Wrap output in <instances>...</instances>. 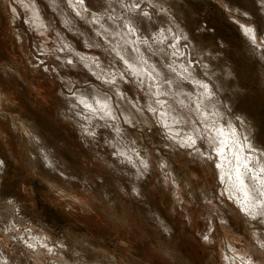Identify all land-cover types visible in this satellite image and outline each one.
Instances as JSON below:
<instances>
[{
    "label": "rangeland",
    "instance_id": "374dc122",
    "mask_svg": "<svg viewBox=\"0 0 264 264\" xmlns=\"http://www.w3.org/2000/svg\"><path fill=\"white\" fill-rule=\"evenodd\" d=\"M35 1L0 0V264H264V221L242 213L227 190L214 147L200 138L201 120L192 116L193 128L159 118L164 104L176 100L149 95L143 81L123 67L114 40L97 31L105 23L128 27L135 45L167 69L164 87L178 78L181 61L191 77L207 79L209 100L225 114L221 124L231 123L240 141L247 135L257 148L247 155L263 157L264 0H81L86 3L80 13L64 0ZM25 2L38 4L46 29L33 25ZM246 26L254 40L245 35ZM157 46L161 57L153 51ZM76 51L93 61L78 59ZM176 81L175 88L184 85L194 93L186 78ZM81 91L88 97L101 93L117 119L86 108L76 97ZM124 100L136 112L133 124L121 113ZM259 160L249 173L264 203V159Z\"/></svg>",
    "mask_w": 264,
    "mask_h": 264
},
{
    "label": "bare ground",
    "instance_id": "6f19581e",
    "mask_svg": "<svg viewBox=\"0 0 264 264\" xmlns=\"http://www.w3.org/2000/svg\"><path fill=\"white\" fill-rule=\"evenodd\" d=\"M23 1V0H22ZM30 1V0H29ZM33 1V0H32ZM35 1V0H34ZM37 1V0H36ZM35 1V2H36ZM59 1H61V0H59ZM58 1V2H59ZM64 1H66L67 2V4L71 7V9H73L76 13H80L81 11H82V9H81V7H83V5H84V3H86L85 1H84V3H82V1L81 0H64ZM78 2V5H74V3H77ZM90 1V0H89ZM88 1V2H89ZM94 1V0H93ZM108 1V0H107ZM117 1V0H116ZM125 1V0H124ZM128 1V0H127ZM131 1V0H130ZM133 1V0H132ZM147 1V0H146ZM47 2V1H46ZM87 2V3H88ZM98 2V1H97ZM104 2V1H103ZM102 2V3H103ZM110 2H111V0H110ZM114 2V1H113ZM120 2V1H119ZM136 3H137V1H135ZM37 3H39V2H37ZM48 3V2H47ZM50 3V2H49ZM90 3H93L92 1L90 2ZM101 3V4H102ZM108 3V2H107ZM118 3V2H117ZM133 3V2H132ZM162 3V2H161ZM169 3V2H168ZM58 4V3H57ZM95 4H96V2H95ZM109 4V3H108ZM116 4V3H115ZM122 4V3H121ZM138 4V3H137ZM38 5V4H37ZM35 3H28V2H25V4H23V6L28 10V14H29V16H31L32 17V22H33V25L35 26V27H37V28H39L40 30L41 29H43L44 27H45V29H46V26H44L45 25V20H43V17H42V13L40 12L41 11V8L39 7V6H37ZM41 5V4H40ZM50 5H51V3H50ZM63 5H65V4H63ZM86 5V4H85ZM90 5V4H89ZM88 5V6H89ZM92 5V4H91ZM90 5V7L92 8V6ZM98 5V4H97ZM97 5L95 6L94 5V8L96 7L97 8ZM109 5H111V4H109ZM112 5H113V3H112ZM111 5V6H112ZM119 5V4H118ZM124 5V4H123ZM132 5V4H131ZM130 5V6H131ZM139 5V4H138ZM151 5V4H150ZM158 5V4H157ZM18 6H20V5H18ZM42 6V5H41ZM44 6V5H43ZM103 6V5H102ZM133 6V5H132ZM134 6H135V4H134ZM162 6H163V4H162ZM166 6V5H165ZM87 7V6H86ZM98 7H100L99 5H98ZM112 7H114V6H112ZM111 7V8H112ZM127 7H128V5H127ZM157 7H159V6H157ZM48 8H49V6H48ZM52 8V7H51ZM65 8V7H64ZM103 8H106V7H103ZM109 8V7H108ZM126 8V7H125ZM128 8H130V7H128ZM134 8V7H133ZM42 9H43V7H42ZM45 9V8H44ZM84 9V8H83ZM135 9V8H134ZM133 9V10H134ZM154 9V8H153ZM25 10V9H24ZM66 10V9H65ZM90 10V9H89ZM88 10V11H89ZM113 10V9H112ZM115 10V9H114ZM139 10V9H138ZM137 10V11H138ZM152 10V9H151ZM91 12L93 11V12H96L97 11V13H98V9L96 10V11H94L93 9L92 10H90ZM127 10H125V12H126ZM129 11V10H128ZM132 11V10H131ZM136 11V12H137ZM146 11V10H145ZM159 11V10H158ZM15 12V11H14ZM18 12V11H17ZM43 12H44V10H43ZM55 12V11H54ZM92 12V13H93ZM100 12V11H99ZM106 12V11H105ZM115 12V11H114ZM121 12V11H120ZM142 12H144V11H142ZM166 12V11H165ZM26 13V12H25ZM63 13V12H62ZM69 13H70V11H69ZM87 13V12H86ZM108 13V12H107ZM123 13V12H122ZM145 13V12H144ZM148 13H149V10H148ZM151 13H152V11H151ZM150 13V14H151ZM24 14V13H23ZM124 14V13H123ZM155 14V13H154ZM63 15H64V13H63ZM66 15V14H65ZM85 15V14H84ZM109 15V14H108ZM120 15V14H119ZM126 15V14H125ZM130 15V14H129ZM133 15H135V14H133ZM137 15V14H136ZM139 15V14H138ZM152 15V14H151ZM151 15H150V17H151ZM17 16V15H16ZM70 16H71V13H70ZM88 16V15H87ZM99 16V15H98ZM111 16V15H110ZM121 16V15H120ZM142 16V15H141ZM155 16V15H154ZM26 17V16H25ZM66 17H68V16H66ZM79 17V16H78ZM96 17V16H95ZM115 17V16H114ZM126 17V16H125ZM133 17H135V16H132V18ZM46 18V17H45ZM44 18V19H45ZM69 18V17H68ZM72 18V17H71ZM76 18V17H75ZM136 18H137V16H136ZM146 18V17H145ZM157 18V17H156ZM159 18H162L161 16L160 17H158V19ZM19 19H21V18H19ZM64 19V18H63ZM83 19V18H82ZM104 19H105V17H104ZM107 19V18H106ZM170 19V18H169ZM28 20V19H27ZM69 20V19H68ZM74 20V19H73ZM103 20V19H102ZM110 20V19H109ZM115 20H116V18H115ZM122 20V19H121ZM143 20V19H142ZM147 20V19H146ZM159 20H161V19H159ZM31 21V20H30ZM29 21V22H30ZM60 21V20H59ZM66 21V20H65ZM72 21V20H71ZM70 21V22H71ZM104 21V20H103ZM134 21V20H133ZM139 21V20H138ZM150 21H152V19L150 20ZM156 21H158V20H156ZM170 21V20H169ZM15 22V21H14ZM13 22V23H14ZM28 22V21H27ZM44 22V23H43ZM97 22V21H96ZM114 22V21H113ZM128 22V21H127ZM140 22H141V20H140ZM149 22V21H148ZM147 22V23H148ZM65 23H67V22H65ZM90 23V22H89ZM104 23V22H103ZM136 23V22H135ZM134 23V24H135ZM143 22H141V24H142ZM159 23V22H158ZM170 23V22H169ZM172 23V22H171ZM50 24V23H49ZM63 24V23H62ZM125 24V23H124ZM141 24H139V25H141ZM144 24V23H143ZM30 25V24H29ZM70 25H72V24H70ZM101 25V24H100ZM118 25V24H117ZM153 25V24H152ZM151 25V26H152ZM51 26V25H50ZM87 26H88V24H87ZM91 26H92V24H91ZM120 26V25H119ZM119 26H116V25H114V23H112V24H109V23H105V24H103V25H101V26H97L98 27V29H97V31H98V33L103 37V38H105V39H112V40H114V42H115V47H114V52H115V54H117L120 58H121V60L123 61V63L125 64V66H123V67H127V69L129 70V73L131 74V76H133V77H135V78H137V79H139V80H141V81H143V83L146 85V87H147V89H148V92H149V95H152V96H155L156 98H158V96L159 95H161V94H165L166 96H169L170 98H173V99H175L176 100V102L174 103V102H170V103H168V105L166 106V104H164V109H163V111H161V112H159V118H163V119H170V122H172V123H177V125H178V123H180L181 124V126H188V125H191L193 128H195V127H197L196 126V124L195 123H193V122H195L194 121V119H193V117L192 116H194V115H196L197 117H198V119L199 120H201V123H202V125H203V127H201L202 128V132L198 129H196V132L198 131V132H201V137L199 136V135H196V136H199L201 139L203 138L204 139V142L206 141V143H208V147H214L213 148V153H214V155L217 157H215L216 159H217V169H218V175L223 179V177L225 176L226 178H227V183H228V186H226V182H225V186H226V188H228L227 190H229L234 196H236V201H237V204L239 205V207H240V209L242 210V213L243 212H245L246 213V215H247V213L248 214H251V216H256V215H258V216H260V219L261 220H263L264 221V203H263V201H261L262 199H260L259 197H257L256 196V194L254 193V187H252L251 186V181H253V180H255L254 179V177H256V176H254V177H251V178H253V180H250V173L252 172V171H254V169L255 170H257L255 167H253V165L255 164V161L256 160H259V159H261L262 161H263V159H264V156L263 157H261V156H257V154L255 155L253 152H251V154L250 155H247V151L248 150H251V147H252V149L254 148V150H256L257 148H255L256 146H252L250 143H249V140H248V138H247V135H244V137H246V139H247V141L245 140V142H243V141H240L239 140V138H238V134H237V132H236V130L234 129V127H233V125H231V123H230V125L229 126H227V128H225V126H223V123L221 124V122L219 121L220 120V118H221V116L223 115H221V113L218 111V106L216 105V103L215 102H213V101H211V100H209V98H212L211 97V91H210V89L209 88H211V87H207V85L205 86L204 84H203V82H206V81H208L207 79H206V81H205V79H204V81L202 82V79H201V81L200 80H198V78H193V76L191 77L190 75H191V68L190 69H183V67L185 66H182L183 64H182V62L183 61H181V63L178 65V71H177V77L179 78V77H184V78H186L187 79V81L192 85V87H193V92L194 93H191V91H190V89H189V91H190V93H191V95L190 94H188V92L186 93V89L188 90V88H186L185 90H184V85H183V87L181 86V87H179L178 85H176V88H175V84L178 82V81H176L177 79H176V77H175V75L174 76H172V77H174V80L173 81H171V82H169V84L167 85V87H164L162 84H161V81H162V79L163 78H165L164 76L166 75V68H164V69H166V70H164V69H161V67L158 65V64H156L155 63V60H154V57L152 56V54H147V53H145L144 52V47L142 48V47H139V46H137V45H139V44H136L135 45V43H134V41H133V39H132V36L133 35H131V33L132 32H126L125 30H127V28L124 30V29H122V28H120ZM143 26V25H142ZM145 26V25H144ZM143 26V28H145ZM161 26V28H163L162 27V25H160ZM171 26H172V24H171ZM72 27H73V25H72ZM77 27V26H76ZM136 27V26H135ZM148 27V26H147ZM159 27V26H158ZM157 27V28H158ZM247 27L248 26H246V30H245V35L246 36H249V37H251L252 35H254V34H252L253 33V29L251 30V32H249L248 31V29H247ZM52 28V27H51ZM92 28V27H91ZM151 28V27H150ZM154 28V27H153ZM160 28V27H159ZM168 28V27H167ZM179 28V27H178ZM181 28V27H180ZM243 28V27H242ZM79 29V28H78ZM88 29V28H87ZM138 29H141V28H139V26H138V28H137V30ZM146 29V28H145ZM144 29V30H145ZM152 29V28H151ZM165 29V28H164ZM176 29V28H175ZM244 29H245V26H244ZM243 29V30H244ZM52 30V29H51ZM69 30H70V28H69ZM128 30H130V29H128ZM134 30V29H133ZM155 30V29H154ZM167 30V29H166ZM172 29H170V31H171ZM60 31V30H59ZM139 31V30H138ZM150 31H153V30H150ZM149 31V32H150ZM75 32V31H74ZM83 32V31H82ZM141 33H142V31H140ZM144 32V31H143ZM161 32V31H160ZM163 32H164V30H163ZM86 33V32H85ZM94 33V32H93ZM247 33V34H246ZM248 33H251V34H248ZM92 34V33H91ZM133 34H135L134 32H133ZM170 34V33H169ZM185 34V33H184ZM183 34V35H184ZM97 35V34H96ZM144 35H145V33H144ZM163 35H164V33H163ZM64 35H62V37H63ZM87 36H88V34H87ZM135 36H136V34H135ZM146 36V35H145ZM34 37V36H33ZM36 37V36H35ZM34 37V38H35ZM44 37V36H43ZM47 37V36H46ZM179 37V36H178ZM187 37V36H186ZM45 38V37H44ZM65 38V37H64ZM70 38V37H69ZM136 38V37H135ZM154 38V37H153ZM175 38V37H174ZM174 38L172 39V40H174ZM252 39H253V36L251 37ZM50 39V38H49ZM145 39H146V37H145ZM177 39V38H176ZM179 39H180V37H179ZM178 39V40H179ZM182 39H184L185 40V38H182ZM250 39V38H249ZM92 40V39H91ZM98 40V39H97ZM135 40V39H134ZM139 40V39H138ZM141 40V39H140ZM178 40H176L175 42L177 43V41ZM181 40V39H180ZM188 40V39H187ZM254 40V39H253ZM37 41H39V40H37ZM51 41H52V39H51ZM66 41H67V39H66ZM69 41V40H68ZM89 42H90V39L88 40ZM136 41H137V39H136ZM166 41V40H165ZM252 41V40H251ZM53 42V41H52ZM96 42V41H95ZM174 42V43H175ZM179 42V41H178ZM182 42V41H181ZM254 42V41H253ZM256 42V41H255ZM254 42V43H255ZM36 43V42H35ZM58 43V42H57ZM78 43V42H77ZM108 43H109V41H108ZM138 43V42H137ZM167 43V42H166ZM37 44V43H36ZM65 44V43H64ZM70 44L72 45V43L70 42ZM96 44V43H95ZM105 44V43H104ZM43 45H45V44H43ZM42 45V46H43ZM97 45V44H96ZM103 45V44H102ZM101 45V46H102ZM146 45V44H145ZM157 45H158V43H157ZM41 46V45H40ZM89 46H91V45H89ZM143 46V45H142ZM169 46V45H168ZM172 46V45H171ZM146 47V46H145ZM160 47H162V45L160 46ZM177 47H178V45H177ZM58 48H59V46H58ZM157 48L158 49H155V50H153V51H155V53H158L159 54V56H160V53L159 52H162V50H161V48H159V46H157ZM57 49V48H56ZM74 49V48H73ZM99 49V48H98ZM50 50V49H49ZM145 50H146V48H145ZM52 51V50H51ZM62 51V50H61ZM152 51V52H153ZM173 51V50H172ZM180 51V50H179ZM191 51V50H190ZM39 52V51H38ZM72 52V51H71ZM106 52V51H105ZM149 52V51H148ZM167 52V51H166ZM178 52V51H177ZM183 52V51H182ZM70 53V52H69ZM83 53H85V52H83ZM83 53H78V51H76L75 52V55H76V57L78 58V59H81L82 61L84 60L85 62H91V61H93V56L91 57V56H89V55H87V54H83ZM87 53V52H86ZM55 54H57L56 52H55ZM68 54V53H67ZM88 54H90V53H88ZM92 54V53H91ZM94 54V53H93ZM189 54V53H188ZM63 55H65V54H63ZM98 55V54H97ZM100 55V54H99ZM98 55V56H99ZM154 55V54H153ZM168 55V54H167ZM176 56H177V54H175ZM55 56V55H54ZM116 56V55H115ZM173 56V55H172ZM180 56V55H179ZM185 56V55H184ZM60 57H62V56H60ZM68 57V56H67ZM111 57V56H110ZM161 57V56H160ZM181 57V56H180ZM63 59H64V57H62ZM96 58H98V57H96ZM188 58V57H187ZM60 59V58H59ZM99 59V58H98ZM113 59V58H112ZM157 60L159 59V58H156ZM162 59V58H161ZM160 59V60H161ZM177 59V58H176ZM45 60V59H44ZM103 60V59H102ZM101 60V61H102ZM120 60V59H119ZM181 60H183V59H181ZM166 60H164V62H165ZM173 61V60H172ZM185 61V60H184ZM100 62V61H99ZM163 62V63H164ZM93 63V62H92ZM158 63V62H157ZM169 63V62H168ZM36 64V63H35ZM47 64V63H46ZM75 64V63H74ZM104 64V63H103ZM161 64V63H160ZM95 65V64H94ZM107 65V64H106ZM165 65H166V63H165ZM168 65V64H167ZM90 66H92V65H90ZM163 66V65H162ZM175 66V65H174ZM195 66V65H194ZM85 67H86V65H85ZM95 67V66H94ZM110 67V66H109ZM117 67V66H116ZM168 67V66H167ZM170 67V66H169ZM78 68V67H77ZM173 68V67H172ZM195 68V67H194ZM194 68H192V70L194 69ZM201 68H203L202 66H201ZM38 69V68H37ZM90 68H88V70H89ZM98 69V68H97ZM103 68H101V70H102ZM169 69V68H168ZM175 69V68H174ZM205 69V68H204ZM66 70V69H65ZM76 70H78V69H76ZM195 70H198L197 69V67L195 68ZM201 70V69H200ZM119 71V70H118ZM172 71V70H171ZM174 71V70H173ZM45 72V71H44ZM103 72H104V70H103ZM175 72V71H174ZM194 72V71H193ZM49 73V72H48ZM58 73V72H57ZM94 73V72H93ZM112 73V72H111ZM114 73H115V71H114ZM120 73V72H119ZM126 73V72H125ZM197 73V72H196ZM196 73H194V74H196ZM202 73V72H201ZM60 74V73H59ZM86 74V73H85ZM98 74H99V72H98ZM167 74L169 75V73L167 72ZM204 74V73H203ZM208 74V73H207ZM207 74H204V77H205V75H207ZM50 75V74H49ZM67 75V74H66ZM75 75H76V73H75ZM113 75V74H112ZM172 75V74H171ZM209 75V74H208ZM77 76V75H76ZM96 76V75H95ZM114 76V75H113ZM115 76H116V74H115ZM121 76V75H120ZM167 76V75H166ZM196 76H198L199 77V75L197 74ZM214 76V75H213ZM61 77V76H60ZM84 77V76H83ZM82 77V78H83ZM86 77V76H85ZM106 77V76H105ZM117 77V76H116ZM124 77V76H123ZM163 77V78H162ZM207 77H209V76H207ZM206 77V78H207ZM76 78V77H75ZM108 78V77H107ZM125 78V77H124ZM130 78V77H129ZM168 78V77H167ZM68 79V78H67ZM73 79V78H72ZM168 79H170V78H168ZM176 79V80H175ZM208 79H211V78H208ZM214 78L212 77V81H214L213 80ZM65 80V79H64ZM106 80V79H105ZM127 80V79H126ZM180 80V79H179ZM216 80V79H215ZM129 81V80H128ZM211 81V80H210ZM81 82V81H80ZM134 82H135V80H134ZM163 82V81H162ZM114 83H115V81H114ZM119 84H120V82H118ZM142 83V82H141ZM215 83V82H214ZM219 83V82H218ZM67 84H68V82H67ZM97 84V83H96ZM207 84V83H206ZM210 84V83H209ZM215 84H217V80H216V83ZM82 85V84H81ZM122 85V84H121ZM133 85V84H132ZM135 85H136V83H135ZM165 85V84H164ZM188 85V84H187ZM89 86H90V84H89ZM99 86V85H98ZM109 86H111V85H109ZM134 86V85H133ZM209 86H211V85H209ZM218 86V85H217ZM219 86H222L221 84L219 85ZM94 87V86H93ZM107 87H108V85H107ZM121 87V86H120ZM145 87V86H144ZM90 88H91V86H90ZM108 88H110V87H108ZM115 88V87H114ZM124 88V87H123ZM190 88V87H189ZM221 88V87H220ZM192 89V88H191ZM217 89V88H216ZM222 89V88H221ZM94 90V89H93ZM115 90H116V88H115ZM119 90V89H118ZM131 90V89H130ZM134 90V89H133ZM140 90V89H139ZM212 90V89H211ZM213 90H215V89H213ZM218 90V89H217ZM216 90V91H217ZM80 91V90H79ZM87 91V90H86ZM120 91V90H119ZM118 91V92H119ZM121 91H122V89H121ZM120 91V92H121ZM124 91V90H123ZM135 91H136V89H135ZM138 91V90H137ZM221 90H219V92H220ZM76 93V92H75ZM112 93V92H111ZM114 93V92H113ZM112 93V94H113ZM124 93H125V91H124ZM136 93V92H135ZM140 93V92H139ZM218 93V92H217ZM101 94V93H100ZM100 94H98V93H96V92H93L92 93V95L91 96H87L85 93H82V91H81V94H80V92H77L76 93V97H77V95H78V99L80 100V102H82L85 106H86V108L88 107V108H90L91 109V111L92 110H94V111H96V110H98V111H100L101 112V114L102 115H105L107 118H109V119H113V120H115V118H116V116H115V111H114V109L112 108V105H111V102H109L108 101V99H106L105 97H103L102 96V94L100 95ZM122 94V93H121ZM215 95V94H214ZM75 96V95H74ZM113 96H115L114 94H113ZM122 96H123V94H122ZM138 96V95H137ZM166 96H165V98H166ZM216 96V95H215ZM61 97V96H60ZM119 97V96H118ZM63 99H66V98H64V97H62ZM107 98H108V96H107ZM112 98V97H111ZM116 98V97H115ZM163 98V97H162ZM217 98H218V96H217ZM76 99V98H75ZM152 99V98H151ZM172 99V100H173ZM216 99V98H215ZM116 100V99H115ZM119 101H120V99H118ZM114 101V102H117L118 104H119V101ZM126 100H128V98L126 99ZM126 100H124V104L121 106V113H122V115H123V117H124V119L126 120V122H131V121H133V119H135L136 120V118L134 117L135 116V114H136V112H135V114H134V111L132 112L131 111V108L129 109L128 107H130V103H128V101H126ZM133 100V99H132ZM153 100V99H152ZM213 100V99H212ZM121 101H122V103H123V98L121 99ZM131 101V100H130ZM215 101H217V100H215ZM69 102V101H68ZM138 102V101H137ZM72 103V102H71ZM117 103H115V105H117ZM133 103V102H132ZM157 103V102H156ZM164 103V102H163ZM220 103V102H219ZM218 103V104H219ZM135 104V103H134ZM223 104V103H222ZM70 105V104H69ZM139 105V104H138ZM160 105V107L163 105L162 103L161 104H159ZM132 106V105H131ZM135 106V105H134ZM166 106V107H165ZM118 107H119V105H118ZM118 107H116L117 108V110H118ZM163 107V106H162ZM161 107V108H162ZM115 108V107H114ZM135 108V107H134ZM150 108V110L152 109L151 108V106L149 107ZM158 108H159V106H158ZM137 109V108H136ZM88 110V109H87ZM149 110V111H150ZM225 111V110H224ZM120 112V111H119ZM138 112V111H137ZM151 112V111H150ZM152 112H153V110H152ZM94 113V112H93ZM223 113V112H222ZM226 113V112H225ZM118 114V113H117ZM140 114V113H139ZM152 114V113H151ZM143 115V114H142ZM225 115V114H224ZM223 115V116H224ZM227 115V114H226ZM98 116V115H97ZM119 116V115H118ZM92 117V116H91ZM96 117V116H95ZM195 117V116H194ZM230 117V116H229ZM225 118V117H224ZM100 119V118H99ZM117 119V118H116ZM139 119H140V117H139ZM167 119V120H168ZM230 119V118H229ZM94 120V119H93ZM105 120V119H104ZM134 120V121H135ZM138 120V119H137ZM143 120V119H142ZM151 120V119H150ZM198 120V121H199ZM97 121V120H96ZM95 121V122H96ZM139 121V120H138ZM155 121V120H154ZM169 121V120H168ZM221 121H222V119H221ZM230 121V120H229ZM91 122V121H90ZM89 122V123H90ZM99 122V121H98ZM97 122V123H98ZM105 122V121H104ZM108 122V121H107ZM106 122V123H107ZM116 122V121H115ZM144 122H147V121H144ZM152 122V121H151ZM222 122H224V121H222ZM231 122V121H230ZM94 122H92V124H93ZM100 123V122H99ZM103 123V122H102ZM109 123V122H108ZM107 123V124H108ZM132 123V122H131ZM135 123V122H134ZM91 124V125H92ZM101 124V123H100ZM112 124V123H111ZM115 124V123H114ZM117 125H118V123H116ZM133 124V123H132ZM147 124V123H146ZM228 124V123H227ZM233 124V123H232ZM113 125V124H112ZM117 125H116V127H117ZM166 125V124H165ZM168 125H169V123H168ZM114 126V125H113ZM113 126L111 127V129L113 128ZM120 126V125H119ZM118 126V127H119ZM183 126V127H184ZM109 127V126H108ZM115 127V128H116ZM117 127V129H120V128H118ZM168 127V126H167ZM172 127V126H171ZM181 128V127H180ZM199 128V127H198ZM116 129V130H117ZM172 129V128H171ZM174 129V128H173ZM176 129H177V127H176ZM179 129V128H178ZM115 130V129H114ZM182 130V129H181ZM190 130V129H189ZM192 130V129H191ZM188 131V130H187ZM247 131V130H246ZM250 131V130H249ZM119 132V131H118ZM177 132V131H176ZM183 132V131H182ZM192 132V131H191ZM252 132V131H251ZM250 132V133H251ZM173 133V132H172ZM184 133H185V131H184ZM250 133H245V134H250ZM196 134H199V133H196ZM244 134V133H243ZM121 135H124V134H121ZM177 135V134H176ZM195 135V134H194ZM250 135H252V134H250ZM173 136V135H172ZM175 136V135H174ZM181 136V135H180ZM186 136V135H185ZM253 136V135H252ZM251 136V137H252ZM184 137V136H183ZM187 137V136H186ZM240 137V136H239ZM122 138V137H121ZM172 138H174V137H172ZM189 138V137H188ZM191 138V137H190ZM192 138H193V136H192ZM197 138L198 137H196L195 138V140H197ZM253 138V137H252ZM31 139V138H30ZM29 139V140H30ZM202 139V140H203ZM250 140H251V138H249ZM169 140V139H168ZM179 140V139H178ZM188 140V139H187ZM193 140V139H192ZM198 140H200V139H198ZM175 141V140H174ZM177 141V140H176ZM175 141V142H176ZM186 139L185 138H182V139H180V142L182 143V144H184V143H186V142H188V141H186ZM31 142V141H30ZM251 142H253V141H251ZM32 143V142H31ZM126 143V142H125ZM179 143V142H178ZM195 143V142H194ZM254 143V142H253ZM193 144V143H192ZM196 144V143H195ZM178 145V144H177ZM176 146V145H175ZM180 146V145H179ZM204 146V145H203ZM181 147H183V146H181ZM200 147V146H199ZM172 148V147H171ZM193 148H194V146H193ZM261 148V147H260ZM173 149V148H172ZM179 149V148H178ZM182 149V148H181ZM180 149V150H181ZM205 149V148H204ZM207 149H209V148H207ZM184 150H186V148L184 149ZM183 150V151H184ZM197 151V153H198V155L199 154H201V155H203V152H201L200 151V148H197L196 149ZM212 150V149H211ZM247 150V151H246ZM172 151V150H171ZM170 151V152H171ZM173 151H174V149H173ZM172 151V152H173ZM204 151V150H203ZM263 151V150H262ZM261 150L259 151V152H262ZM256 152V151H255ZM263 153V152H262ZM40 154V153H39ZM205 154V153H204ZM210 154V156H212L211 155V153H208V155ZM41 155V154H40ZM192 155V154H191ZM207 155V154H206ZM205 155V156H206ZM47 156V155H46ZM50 156V155H49ZM41 157V156H40ZM197 157V156H196ZM49 158V157H48ZM209 158V157H208ZM212 158V157H211ZM214 159V158H213ZM212 159V160H213ZM201 161H202V159H201ZM209 161H210V158H209ZM260 161V160H259ZM214 162H215V160H214ZM159 163H161V162H159ZM164 163V162H163ZM259 163H262V162H259ZM162 164V163H161ZM212 164V163H211ZM257 164H258V161H257ZM164 165H165V163H164ZM214 165H216V164H214ZM260 165V164H259ZM262 165V164H261ZM163 166V165H162ZM255 166H257L256 164H255ZM165 167V166H164ZM262 167V166H261ZM166 169L168 168V167H165ZM264 168V167H263ZM169 169V168H168ZM207 169V168H206ZM259 169V168H258ZM165 170V169H164ZM260 170V169H259ZM259 170H258V173H259ZM215 171V170H214ZM250 172V173H249ZM257 172V171H256ZM256 172L254 173H252V174H256ZM262 172V171H261ZM260 172V173H261ZM215 173V172H214ZM264 173V172H263ZM217 175V174H216ZM262 175V174H261ZM260 175V176H261ZM143 176V175H142ZM174 176V175H173ZM173 176H171V178L173 177ZM260 176H259V181H260ZM168 178V177H167ZM176 177H173L172 179H175ZM263 178V177H262ZM261 178V179H262ZM220 179V178H219ZM226 180V179H225ZM263 180H264V178L261 180L262 182H263ZM174 180H172V182H173ZM176 181V180H175ZM220 181H222V180H220ZM258 181V180H257ZM258 182V183H260V185L261 184H263L262 182ZM223 182V181H222ZM254 182V181H253ZM253 182H252V184H253ZM256 183V182H255ZM223 185V184H222ZM225 186H223V187H225ZM253 186H254V184H253ZM256 186H257V183H256ZM226 188H225V190H226ZM257 188V187H256ZM262 188H264L263 186H262ZM224 191V190H223ZM258 191V190H257ZM260 191V190H259ZM261 192H263V191H261ZM259 193V192H258ZM261 194V193H260ZM225 195H227L228 196V192H227V194L225 193ZM261 195H263V193L261 194ZM260 195V196H261ZM232 196V195H231ZM213 197V196H212ZM263 197V196H262ZM235 198V197H234ZM238 198H239V200H238ZM264 198V197H263ZM208 199V198H207ZM229 200H230V198H229ZM232 200V199H231ZM264 200V199H263ZM233 201H235V200H233ZM231 202V201H230ZM232 203V202H231ZM234 204H235V202H234ZM237 204H235L236 206H237ZM224 206V205H223ZM237 208V207H236ZM232 213V212H231ZM221 214H222V212H221ZM250 216V217H251ZM257 217V216H256ZM223 218V217H222ZM252 219V218H251ZM256 219V218H255ZM222 220V219H221ZM225 220H227L226 218H225ZM249 220V219H248ZM247 220V222H249ZM254 221V220H253ZM228 222V221H227ZM232 222V221H231ZM236 222V221H235ZM252 222V221H251ZM234 223V222H233ZM237 223V222H236ZM255 223V222H254ZM258 223V222H257ZM228 224V223H227ZM261 224V223H260ZM240 225V224H239ZM254 225V224H253ZM264 225V224H263ZM260 231V230H259ZM40 236V235H39ZM262 236V235H261ZM40 237H42V236H40ZM45 238V236L44 237H42V239H44ZM47 238V237H46ZM252 238H253V236H252ZM257 238V237H256ZM38 239V238H37ZM259 240V239H258ZM39 241H40V239H39ZM42 241V240H41ZM44 241H46V240H44ZM260 241H261V239H260ZM259 242V241H258ZM42 243H43V241H42ZM45 243H47V241L45 242ZM44 243V244H45ZM40 245H41V243H39ZM30 245V244H29ZM32 246V245H31ZM46 246H47V244H46ZM35 250V249H34ZM59 252V251H58ZM243 254V253H242ZM61 255V254H60ZM240 255V254H239ZM28 257V256H27ZM58 258V257H57ZM61 259V258H60ZM8 261V260H7ZM4 262H6V261H4ZM250 263V262H249ZM4 264V263H3ZM236 264V263H235Z\"/></svg>",
    "mask_w": 264,
    "mask_h": 264
},
{
    "label": "snow or ice",
    "instance_id": "6c2138e0",
    "mask_svg": "<svg viewBox=\"0 0 264 264\" xmlns=\"http://www.w3.org/2000/svg\"><path fill=\"white\" fill-rule=\"evenodd\" d=\"M249 32H251V29H248ZM262 171H264V169H262Z\"/></svg>",
    "mask_w": 264,
    "mask_h": 264
}]
</instances>
